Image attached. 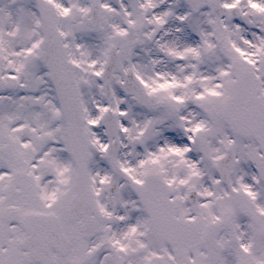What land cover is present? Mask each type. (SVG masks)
Returning a JSON list of instances; mask_svg holds the SVG:
<instances>
[{"label": "snow or ice", "instance_id": "1", "mask_svg": "<svg viewBox=\"0 0 264 264\" xmlns=\"http://www.w3.org/2000/svg\"><path fill=\"white\" fill-rule=\"evenodd\" d=\"M0 264H264V0H0Z\"/></svg>", "mask_w": 264, "mask_h": 264}]
</instances>
